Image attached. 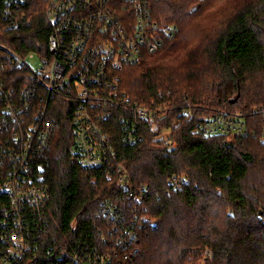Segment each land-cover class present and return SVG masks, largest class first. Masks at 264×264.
<instances>
[{"label": "trees", "instance_id": "trees-1", "mask_svg": "<svg viewBox=\"0 0 264 264\" xmlns=\"http://www.w3.org/2000/svg\"><path fill=\"white\" fill-rule=\"evenodd\" d=\"M151 6L155 20L177 32L152 55L124 67L119 91L136 106L163 113L159 125L168 142L148 129L142 141L124 145L111 129L131 188L148 192L138 204L113 180L79 169L69 154L71 113L59 103L53 143L39 160L49 193L43 214L53 236L45 241L100 249L112 225L97 218L98 210L109 199L126 221L133 209L148 219L137 222L138 254L130 264H264V0ZM45 7L46 0H0V45L20 56L42 54L50 33ZM0 84L17 93L32 80L24 69H0ZM220 114L233 123L225 133L197 132ZM9 171L2 161L0 185ZM206 249L211 254L203 258Z\"/></svg>", "mask_w": 264, "mask_h": 264}, {"label": "built area", "instance_id": "built-area-1", "mask_svg": "<svg viewBox=\"0 0 264 264\" xmlns=\"http://www.w3.org/2000/svg\"><path fill=\"white\" fill-rule=\"evenodd\" d=\"M161 1L165 0H46L50 33L42 54L20 56L0 45V69H24L32 80V85L17 93L12 88L4 91L0 84V101H4L0 104V163L11 167L0 185V264H36L39 258L46 264H130L138 254L135 229L138 221H148L146 215L138 216L133 209L126 221L116 202L109 199L102 200L98 210L97 218L112 225L100 249L46 242V237L53 236L43 214L49 193L45 167L39 160L53 143L60 103L64 114L71 113L67 120L74 164L113 180L128 200L143 201L148 189L131 188L111 129L121 133L124 145L139 143L148 129L168 142L169 133L159 125L163 113L138 107L119 91L124 67L137 64L145 54L152 55L177 32L175 26L155 20L151 3ZM29 59L37 66L29 65ZM53 100L56 103L49 106ZM111 120L121 131L110 125ZM232 125L227 114H220L207 125H199L197 132L223 134ZM171 182L176 189L180 187L176 178ZM117 248L125 252L119 254Z\"/></svg>", "mask_w": 264, "mask_h": 264}, {"label": "rangeland", "instance_id": "rangeland-1", "mask_svg": "<svg viewBox=\"0 0 264 264\" xmlns=\"http://www.w3.org/2000/svg\"><path fill=\"white\" fill-rule=\"evenodd\" d=\"M27 63H29V65H31L32 67L34 66V67H36L37 66V62L35 61V60H31V59H29V60H27ZM123 74V73H122ZM211 253L209 252V250H204L203 251V258H206V256L208 257L209 255H210ZM200 264H202V263H200Z\"/></svg>", "mask_w": 264, "mask_h": 264}, {"label": "snow or ice", "instance_id": "snow-or-ice-1", "mask_svg": "<svg viewBox=\"0 0 264 264\" xmlns=\"http://www.w3.org/2000/svg\"><path fill=\"white\" fill-rule=\"evenodd\" d=\"M13 239H15V237H13Z\"/></svg>", "mask_w": 264, "mask_h": 264}, {"label": "water", "instance_id": "water-1", "mask_svg": "<svg viewBox=\"0 0 264 264\" xmlns=\"http://www.w3.org/2000/svg\"><path fill=\"white\" fill-rule=\"evenodd\" d=\"M125 191H126V189H125Z\"/></svg>", "mask_w": 264, "mask_h": 264}]
</instances>
